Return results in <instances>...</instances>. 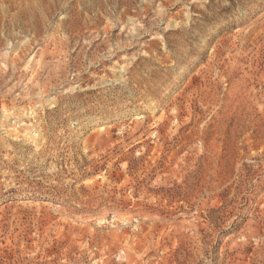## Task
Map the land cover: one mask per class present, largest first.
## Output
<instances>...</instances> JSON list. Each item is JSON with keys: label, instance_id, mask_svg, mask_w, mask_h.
<instances>
[{"label": "rangeland", "instance_id": "1", "mask_svg": "<svg viewBox=\"0 0 264 264\" xmlns=\"http://www.w3.org/2000/svg\"><path fill=\"white\" fill-rule=\"evenodd\" d=\"M0 264H264V0H0Z\"/></svg>", "mask_w": 264, "mask_h": 264}]
</instances>
